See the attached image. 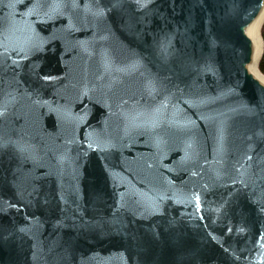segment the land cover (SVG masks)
Here are the masks:
<instances>
[{"label": "water", "instance_id": "water-1", "mask_svg": "<svg viewBox=\"0 0 264 264\" xmlns=\"http://www.w3.org/2000/svg\"><path fill=\"white\" fill-rule=\"evenodd\" d=\"M260 20L0 0V264H264Z\"/></svg>", "mask_w": 264, "mask_h": 264}, {"label": "bare ground", "instance_id": "bare-ground-1", "mask_svg": "<svg viewBox=\"0 0 264 264\" xmlns=\"http://www.w3.org/2000/svg\"><path fill=\"white\" fill-rule=\"evenodd\" d=\"M262 19V18H261ZM262 21L260 20L259 23L257 24V26L255 27V38H256V41H257V44H258V47H259V51L262 50V37H261V34H262V29L260 30V23ZM255 72L260 76V77H263L264 78V75H262V72L256 68L255 69Z\"/></svg>", "mask_w": 264, "mask_h": 264}, {"label": "trees", "instance_id": "trees-1", "mask_svg": "<svg viewBox=\"0 0 264 264\" xmlns=\"http://www.w3.org/2000/svg\"><path fill=\"white\" fill-rule=\"evenodd\" d=\"M262 36H263V40H264V25L262 27ZM259 67H260L261 72L264 74V52H263L262 58L260 60Z\"/></svg>", "mask_w": 264, "mask_h": 264}]
</instances>
